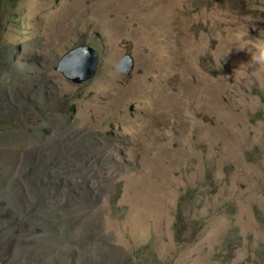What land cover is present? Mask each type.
<instances>
[{
	"label": "rangeland",
	"instance_id": "1",
	"mask_svg": "<svg viewBox=\"0 0 264 264\" xmlns=\"http://www.w3.org/2000/svg\"><path fill=\"white\" fill-rule=\"evenodd\" d=\"M261 40L264 0H0V264H264Z\"/></svg>",
	"mask_w": 264,
	"mask_h": 264
},
{
	"label": "water",
	"instance_id": "2",
	"mask_svg": "<svg viewBox=\"0 0 264 264\" xmlns=\"http://www.w3.org/2000/svg\"><path fill=\"white\" fill-rule=\"evenodd\" d=\"M96 53L92 49L81 46L72 50L63 57L59 63L58 70L69 77V81L77 82L85 78H90L93 73ZM123 64V62H122ZM121 73L126 72L123 66H119Z\"/></svg>",
	"mask_w": 264,
	"mask_h": 264
},
{
	"label": "clouds",
	"instance_id": "3",
	"mask_svg": "<svg viewBox=\"0 0 264 264\" xmlns=\"http://www.w3.org/2000/svg\"><path fill=\"white\" fill-rule=\"evenodd\" d=\"M252 60L261 65L264 66V40H261L257 45V51L253 54ZM10 190H12V187H10Z\"/></svg>",
	"mask_w": 264,
	"mask_h": 264
},
{
	"label": "bare ground",
	"instance_id": "4",
	"mask_svg": "<svg viewBox=\"0 0 264 264\" xmlns=\"http://www.w3.org/2000/svg\"><path fill=\"white\" fill-rule=\"evenodd\" d=\"M88 47V46H87ZM58 72H60L65 78H69L68 76L64 75L61 71L58 70ZM79 81V80H78ZM84 80L82 79V81L80 82H83Z\"/></svg>",
	"mask_w": 264,
	"mask_h": 264
}]
</instances>
